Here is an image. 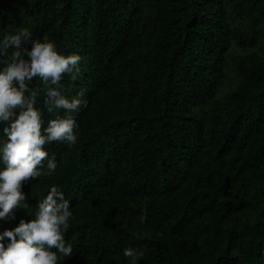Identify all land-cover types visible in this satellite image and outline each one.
Segmentation results:
<instances>
[{
	"label": "trees",
	"instance_id": "obj_1",
	"mask_svg": "<svg viewBox=\"0 0 264 264\" xmlns=\"http://www.w3.org/2000/svg\"><path fill=\"white\" fill-rule=\"evenodd\" d=\"M0 8V27L82 56L80 77L61 82L87 99L77 143L44 146L56 171L23 183L29 210L14 208L0 231L30 220L55 184L73 211L61 264H129L126 247L143 252L138 264H264V0Z\"/></svg>",
	"mask_w": 264,
	"mask_h": 264
},
{
	"label": "clouds",
	"instance_id": "obj_2",
	"mask_svg": "<svg viewBox=\"0 0 264 264\" xmlns=\"http://www.w3.org/2000/svg\"><path fill=\"white\" fill-rule=\"evenodd\" d=\"M29 3L32 0H28ZM6 11L0 8V16ZM82 56L65 54L47 37L36 38L28 27L8 31L0 27V219L14 218L13 209L24 207L23 183L56 171L55 155L45 145L53 141L71 147L77 143L79 127L75 113L87 104L86 89L65 95L61 82L80 77ZM33 77L42 88H33ZM42 104L52 118L45 124L38 105ZM63 110V114L60 110ZM71 201L55 184L37 200L32 218L21 219L12 228L0 231V264H61L74 253L65 239L73 217ZM143 223L146 213L139 217ZM129 264H138L143 252L134 247L123 249Z\"/></svg>",
	"mask_w": 264,
	"mask_h": 264
}]
</instances>
